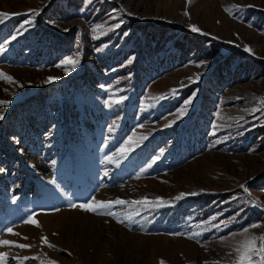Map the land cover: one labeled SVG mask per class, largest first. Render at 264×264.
Segmentation results:
<instances>
[{
	"label": "rangeland",
	"instance_id": "1",
	"mask_svg": "<svg viewBox=\"0 0 264 264\" xmlns=\"http://www.w3.org/2000/svg\"><path fill=\"white\" fill-rule=\"evenodd\" d=\"M0 12L15 14L0 23V72L15 81L0 79V240L31 245L0 246L6 264H235L242 240L264 237V0ZM144 197L165 206L72 207Z\"/></svg>",
	"mask_w": 264,
	"mask_h": 264
},
{
	"label": "snow or ice",
	"instance_id": "2",
	"mask_svg": "<svg viewBox=\"0 0 264 264\" xmlns=\"http://www.w3.org/2000/svg\"><path fill=\"white\" fill-rule=\"evenodd\" d=\"M190 2V0H189ZM31 15L32 16H37L40 14L39 10L33 9L30 10ZM187 14V13H186ZM12 15L15 14H10V13H6V12H0V23H4L5 22V18H11ZM25 24H31L33 23L32 20H26L24 22ZM120 25L117 24L116 27H119ZM24 25H21V28H23ZM191 30L194 32H199L200 29L196 26H191ZM22 34V33H19ZM13 40L16 39V36L13 35L12 37ZM246 51H251L250 48H246ZM79 63V59L77 58H73L72 56H69L67 58H65L62 61V64H58L57 67H61V66H67V65H71L73 68ZM70 70H72V68H68L65 67V73L67 74V72H69ZM0 79H5L6 81L10 82V83H14V79L13 77L7 75L6 73L0 72ZM54 79H58V77H49L47 82H51ZM176 90H172L173 95H175ZM161 98H165V97H161ZM121 100H116L115 103H121ZM9 102L8 101H0V105H7ZM192 103V99H189L188 101H186V105H190ZM111 106V105H110ZM256 111H259V109H256ZM181 112H186V108L181 109ZM0 119H3V116L0 115ZM135 135V133L133 134ZM141 139H146V137H141ZM134 143H138V142H134L132 141V137H129V143L124 147L121 148L120 151L121 153H125L126 151L131 150V148L133 147ZM159 157H157L158 159ZM109 160H112V157H109ZM55 163V162H53ZM52 183H55V180L51 181ZM197 193H191V195H196ZM185 194H181L180 197H177L176 199H180L182 198V196ZM127 203H132V204H136V205H145V206H152V207H163L165 206V201L163 200V198L161 197H157L155 201H150L147 197H144L141 200H136V201H125V200H121V199H117L114 202H104V201H96L94 198L90 203H84V204H73L72 207L76 208L79 207L81 209H83L84 211H89V212H93L96 213L98 212V210L100 209H111V207L113 206V204H119V205H124ZM100 214H104V212H100ZM108 215H116L115 213L108 211L107 212ZM126 219L131 220L132 219V214H129ZM217 218L215 216L212 217V220H216ZM26 222L29 223H33V224H37L38 222L35 221L34 219H29L26 220ZM119 222L123 223V220H120ZM213 227L219 228L220 224H215L213 225ZM252 227H258V225H252ZM248 231V229H245L244 232L246 233ZM8 232L13 234V235H19L18 233H14L13 230L11 228L8 229ZM193 236H199L201 235V233L199 232H195L192 234ZM191 238V237H190ZM26 239V238H25ZM257 239H260L261 241H264V237H260V238H256V237H246L244 240H242L240 242V245L236 248V253L237 255V260L235 261V264H258V262L256 260H254V256L255 257H259V264H264V245H257ZM42 242L44 244H47L49 247L55 248V245H52L49 243L47 237H42ZM0 246H14V247H18L21 249L24 248H30L31 245L28 244H18L14 241H10V240H0ZM6 257H7V253H0V264H6ZM20 259V264H23L24 260L29 259L28 257H23V258H19ZM36 259H39L38 257ZM42 264H45V262L42 261ZM47 264H56L55 261H47ZM161 264H163V262H161Z\"/></svg>",
	"mask_w": 264,
	"mask_h": 264
}]
</instances>
